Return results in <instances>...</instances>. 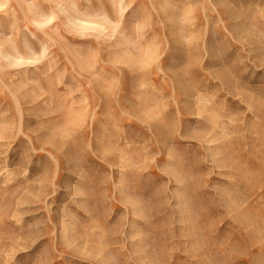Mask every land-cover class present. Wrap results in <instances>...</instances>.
Instances as JSON below:
<instances>
[{
  "label": "rangeland",
  "instance_id": "374dc122",
  "mask_svg": "<svg viewBox=\"0 0 264 264\" xmlns=\"http://www.w3.org/2000/svg\"><path fill=\"white\" fill-rule=\"evenodd\" d=\"M8 5L0 264H264V0Z\"/></svg>",
  "mask_w": 264,
  "mask_h": 264
},
{
  "label": "bare ground",
  "instance_id": "6f19581e",
  "mask_svg": "<svg viewBox=\"0 0 264 264\" xmlns=\"http://www.w3.org/2000/svg\"><path fill=\"white\" fill-rule=\"evenodd\" d=\"M10 3V0H0V9L1 10H3V8H8V7H6L8 4ZM65 5V4H64ZM8 6H10V5H8ZM56 10V9H55ZM30 11V10H29ZM2 13V12H1ZM29 14V13H28ZM68 14V13H67ZM25 17L27 18V16L25 15ZM33 17H35V16H33ZM50 18H51V16H50ZM50 20V19H49ZM49 20H47V21H49ZM34 21V20H33ZM35 22H37V20L35 21ZM34 22V23H35ZM79 22V21H78ZM38 23V22H37ZM41 24H42V22H40ZM39 23V24H40ZM86 23V22H85ZM84 23V24H85ZM76 24H77V22H76ZM79 24H81V23H79ZM87 24H89V23H87ZM83 25V24H82ZM7 55H10V53H7ZM10 56H12V54L10 55ZM12 57H14L15 58V56H12Z\"/></svg>",
  "mask_w": 264,
  "mask_h": 264
}]
</instances>
